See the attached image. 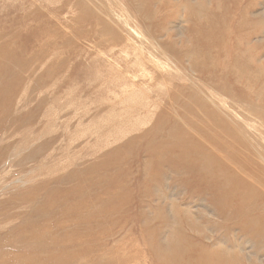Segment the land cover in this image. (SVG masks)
Returning a JSON list of instances; mask_svg holds the SVG:
<instances>
[{
    "label": "rangeland",
    "instance_id": "1",
    "mask_svg": "<svg viewBox=\"0 0 264 264\" xmlns=\"http://www.w3.org/2000/svg\"><path fill=\"white\" fill-rule=\"evenodd\" d=\"M0 264H264V0H0Z\"/></svg>",
    "mask_w": 264,
    "mask_h": 264
}]
</instances>
